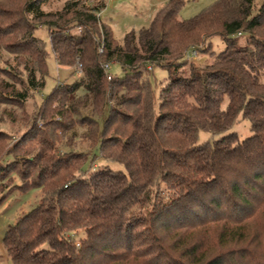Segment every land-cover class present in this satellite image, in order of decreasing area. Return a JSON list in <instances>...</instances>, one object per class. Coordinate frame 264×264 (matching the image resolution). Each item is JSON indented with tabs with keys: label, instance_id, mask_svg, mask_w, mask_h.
<instances>
[{
	"label": "trees",
	"instance_id": "trees-1",
	"mask_svg": "<svg viewBox=\"0 0 264 264\" xmlns=\"http://www.w3.org/2000/svg\"><path fill=\"white\" fill-rule=\"evenodd\" d=\"M47 1L0 0V205L14 190L43 195L6 232L13 264H264V3L254 15L253 0H218L183 20L184 0H168L120 42L103 1L54 13ZM43 27L73 81L29 113L49 74ZM192 48L211 61L186 60ZM114 63L123 78H108ZM155 68L167 72L158 96ZM201 131L220 138L198 144ZM95 149L125 171L87 168Z\"/></svg>",
	"mask_w": 264,
	"mask_h": 264
},
{
	"label": "rangeland",
	"instance_id": "rangeland-1",
	"mask_svg": "<svg viewBox=\"0 0 264 264\" xmlns=\"http://www.w3.org/2000/svg\"><path fill=\"white\" fill-rule=\"evenodd\" d=\"M69 0H48L44 5L45 12H58L62 10L65 3ZM88 4H93L95 1L99 0H85ZM103 1L106 5L104 10L99 14L100 20L110 25L113 30L115 37L118 41L122 42L125 36L130 32H140L142 29L148 28L151 26L154 18L156 17L160 6L155 8L154 5L160 0H100ZM218 0H184L185 6L180 12V18L183 20H188L202 12L206 11ZM254 1V11L255 15L261 5L264 3V0H253ZM155 6V7H154ZM35 35L41 39L46 46L48 53L47 63L49 68V74L46 78V86L43 90L37 93L34 98L30 99L28 102V112L32 113L35 110V105H40L45 97H47L57 85L59 81H63L65 78H68L66 71L58 68L55 56L52 50L49 31L47 28H39L36 30ZM247 37L239 38L241 46L245 45ZM211 48L216 54L223 52L226 49L225 42L219 37H213L209 42ZM190 49V51H192ZM199 51V49H197ZM189 51V53H191ZM200 52V51H199ZM2 61H8L12 64V56L2 52ZM185 59L190 61L188 56L185 55ZM198 66H204L211 59L206 55L198 54L197 58L192 60ZM80 68V67H79ZM78 68V69H79ZM109 73L115 77L123 78L124 71L122 66L119 63H114L111 65ZM151 84L154 86L156 95L160 94V91L165 87L167 83V72L155 68L154 73L152 74ZM73 78H68V82H72ZM261 82H264V75L261 76ZM14 127V126H13ZM5 128V127H4ZM11 128V127H10ZM9 128V129H10ZM251 125L249 121L244 120L242 117L238 118L237 123L233 127L232 132L236 133L241 140H245L252 135L250 131ZM11 132L19 131L18 127L10 129ZM220 136L212 135L207 131H201L198 136V144H207L213 143L215 140L219 139ZM89 143L83 140H77L72 147L73 151L85 152L89 150ZM59 149V148H58ZM68 148H61V153L63 151H69ZM94 159V160H93ZM109 165L111 169L115 171H125V169L117 164L111 163L107 164L102 159L98 149H95L92 153V156L88 162L87 168L91 166V169H99ZM43 195L40 190H30L25 192H20L19 190L12 191L4 202L0 205V264H13L8 255L6 254L3 248V241L8 229L14 226L20 218H23L29 214L33 209H35L42 201ZM77 246V245H76ZM79 247V246H77Z\"/></svg>",
	"mask_w": 264,
	"mask_h": 264
},
{
	"label": "built area",
	"instance_id": "built-area-1",
	"mask_svg": "<svg viewBox=\"0 0 264 264\" xmlns=\"http://www.w3.org/2000/svg\"><path fill=\"white\" fill-rule=\"evenodd\" d=\"M191 53L187 52L186 53V56H188L189 60L192 61L194 59L197 58L198 54H199V51L197 49H193L192 51H190ZM111 68V64H107L105 65V70L108 74V78L111 79L110 75H109V70ZM149 70H151V67L148 68ZM79 246V245H77Z\"/></svg>",
	"mask_w": 264,
	"mask_h": 264
},
{
	"label": "crops",
	"instance_id": "crops-1",
	"mask_svg": "<svg viewBox=\"0 0 264 264\" xmlns=\"http://www.w3.org/2000/svg\"><path fill=\"white\" fill-rule=\"evenodd\" d=\"M167 2H168V0H160V1H158L157 3L154 4V5L156 6V7H155V6H154V7L157 8V7L160 6V7L162 8ZM161 8H160V9H161ZM160 9H159V10H160Z\"/></svg>",
	"mask_w": 264,
	"mask_h": 264
}]
</instances>
